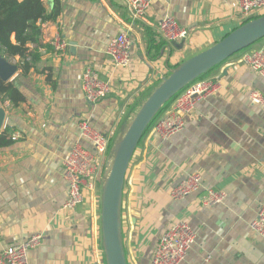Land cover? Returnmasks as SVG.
Returning a JSON list of instances; mask_svg holds the SVG:
<instances>
[{
    "label": "crops",
    "instance_id": "crops-1",
    "mask_svg": "<svg viewBox=\"0 0 264 264\" xmlns=\"http://www.w3.org/2000/svg\"><path fill=\"white\" fill-rule=\"evenodd\" d=\"M58 3L57 19L38 23V45H28L37 60L14 78L26 101L1 105L6 116L0 132L8 129L19 138L0 149V251L40 234L41 244L28 253L31 264H105L98 199L88 197L71 213L62 210L63 157L77 142L91 150L80 140L78 124L88 120L112 145L171 69L245 20L235 2L223 0H151L141 20L131 17L128 0ZM164 16L185 28L187 38L166 42L157 30ZM121 32L132 42L131 62L114 69L105 51ZM57 33L69 43L62 54L47 44ZM262 45L264 39L208 73L223 89L184 117L181 132L165 142L146 133L139 142L123 188L126 264H149L159 237L176 222L187 223L196 235L181 264H264V236L249 228L264 203V113L249 93L264 95V78L237 62ZM86 66L111 83L112 92L95 106L80 91ZM105 169L106 161L103 177ZM190 173L201 174L205 189L224 192V201L205 207L200 193L172 200L169 190Z\"/></svg>",
    "mask_w": 264,
    "mask_h": 264
},
{
    "label": "built area",
    "instance_id": "built-area-1",
    "mask_svg": "<svg viewBox=\"0 0 264 264\" xmlns=\"http://www.w3.org/2000/svg\"><path fill=\"white\" fill-rule=\"evenodd\" d=\"M236 3L244 23L264 15V0H223ZM151 0H128V9L134 20L145 17ZM160 36L168 43L179 42L188 36V31L181 27L171 16H164L157 25ZM54 53L62 54L68 49V41L59 33L47 42ZM132 42L126 32L112 37L106 47V55L114 69H125L131 62ZM251 71L264 78V45L248 50L237 60ZM223 89L221 81L214 77H202L188 84L158 114L148 133L160 142L169 140L185 127L184 117L190 114L196 105L218 94ZM80 91L84 100L91 106L106 98L111 92L109 79L100 78L97 70L86 66L80 76ZM252 104L264 113V95L257 91L249 93ZM94 116H89L92 119ZM80 140L87 141L91 150L77 142L65 154L62 160V176L67 187V197L62 210L74 212L85 204L88 197L96 198L100 204V191L103 181L104 161L107 160L111 144L108 138L96 131L83 120L78 124ZM19 134L11 135L16 141ZM200 193L201 205L212 207L225 199L224 192H216L203 187V178L199 173L187 174L183 180L169 190L172 200H183L192 194ZM250 230L258 236H264V203L260 204L255 218L249 224ZM196 238L195 232L185 222H176L163 231L159 237L149 264H181ZM42 241L40 234L29 236L22 242L8 246L0 251V264H31L29 251L37 248Z\"/></svg>",
    "mask_w": 264,
    "mask_h": 264
},
{
    "label": "water",
    "instance_id": "water-1",
    "mask_svg": "<svg viewBox=\"0 0 264 264\" xmlns=\"http://www.w3.org/2000/svg\"><path fill=\"white\" fill-rule=\"evenodd\" d=\"M45 3V8L50 11L52 1ZM263 39L264 15L241 24L214 45L182 61L144 98L112 143L100 191V232L105 264H126L121 222L123 188L130 161L149 125L163 106L188 84ZM17 71L14 63L0 55V79L3 82L13 81ZM5 116L0 107V130Z\"/></svg>",
    "mask_w": 264,
    "mask_h": 264
},
{
    "label": "trees",
    "instance_id": "trees-1",
    "mask_svg": "<svg viewBox=\"0 0 264 264\" xmlns=\"http://www.w3.org/2000/svg\"><path fill=\"white\" fill-rule=\"evenodd\" d=\"M44 1L0 0V55L8 61L18 57L15 65L21 71L22 76L29 70L30 65L37 60V57L29 50L28 45H38L41 34L40 24L38 23L53 22L60 14L58 0H53V8L49 14L46 12ZM208 73L200 78L207 76ZM15 83V80L3 82L0 79V107L6 102L16 107L26 101ZM172 99L163 106L160 113L166 109ZM152 123L143 137L148 133ZM13 133L8 129L0 132V149L13 143L11 139Z\"/></svg>",
    "mask_w": 264,
    "mask_h": 264
},
{
    "label": "rangeland",
    "instance_id": "rangeland-1",
    "mask_svg": "<svg viewBox=\"0 0 264 264\" xmlns=\"http://www.w3.org/2000/svg\"><path fill=\"white\" fill-rule=\"evenodd\" d=\"M209 75V74H208ZM208 75L207 76H205V77H208Z\"/></svg>",
    "mask_w": 264,
    "mask_h": 264
}]
</instances>
